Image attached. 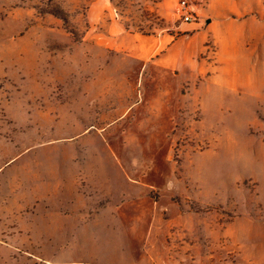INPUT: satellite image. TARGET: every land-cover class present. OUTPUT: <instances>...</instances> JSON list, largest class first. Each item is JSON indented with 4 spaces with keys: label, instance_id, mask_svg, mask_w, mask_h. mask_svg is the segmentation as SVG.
I'll use <instances>...</instances> for the list:
<instances>
[{
    "label": "rangeland",
    "instance_id": "1",
    "mask_svg": "<svg viewBox=\"0 0 264 264\" xmlns=\"http://www.w3.org/2000/svg\"><path fill=\"white\" fill-rule=\"evenodd\" d=\"M179 1L0 0V264H264V0Z\"/></svg>",
    "mask_w": 264,
    "mask_h": 264
},
{
    "label": "crops",
    "instance_id": "2",
    "mask_svg": "<svg viewBox=\"0 0 264 264\" xmlns=\"http://www.w3.org/2000/svg\"><path fill=\"white\" fill-rule=\"evenodd\" d=\"M177 41L172 43V45L168 46L167 48H154L151 52V56L147 58V60L155 59L157 62L156 64L160 65L164 68H174L177 65V61L171 58V55L176 58L175 55V47H176ZM169 56V58H168Z\"/></svg>",
    "mask_w": 264,
    "mask_h": 264
},
{
    "label": "built area",
    "instance_id": "3",
    "mask_svg": "<svg viewBox=\"0 0 264 264\" xmlns=\"http://www.w3.org/2000/svg\"><path fill=\"white\" fill-rule=\"evenodd\" d=\"M179 12L184 23H192L197 19V13L189 0L179 1Z\"/></svg>",
    "mask_w": 264,
    "mask_h": 264
}]
</instances>
